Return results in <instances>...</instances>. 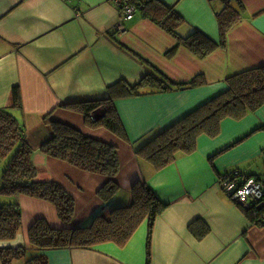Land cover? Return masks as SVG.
Segmentation results:
<instances>
[{
	"label": "crops",
	"instance_id": "1",
	"mask_svg": "<svg viewBox=\"0 0 264 264\" xmlns=\"http://www.w3.org/2000/svg\"><path fill=\"white\" fill-rule=\"evenodd\" d=\"M161 1L183 18L176 31L180 38L200 32L217 44L213 53L198 58L140 12L124 20L114 0H0V109H9L23 128L39 180L58 183L75 199L70 227L88 226L114 207L130 205L139 181L169 204L151 234L145 221L124 248L104 243L91 249L48 250L43 252L47 264H148L149 240L150 264H264V221L256 222L222 185L234 173L240 181L264 178V105L244 117L223 119L216 137L201 135L195 151L179 153L161 169L136 153L157 134L204 113L201 108L227 91L229 77L264 67V0L230 1L240 20L224 38L219 15L225 1ZM149 73L164 77L172 87H143L128 95L126 89ZM15 88L21 108L14 107ZM107 98L114 101L126 142L104 128H91L84 114L66 107ZM46 117L117 147L119 190L106 206L98 192L107 177L41 151L54 136ZM5 202L20 205L22 226L14 239L0 241V248L27 249L24 259L11 264H27L39 254L29 241L37 220L56 229L67 226L44 200L0 197V204Z\"/></svg>",
	"mask_w": 264,
	"mask_h": 264
},
{
	"label": "trees",
	"instance_id": "2",
	"mask_svg": "<svg viewBox=\"0 0 264 264\" xmlns=\"http://www.w3.org/2000/svg\"><path fill=\"white\" fill-rule=\"evenodd\" d=\"M223 1L225 8L219 15V24L224 38L228 29L240 20V12L231 5L232 0ZM124 4L135 7L136 12L177 38L198 58L209 56L217 48L216 43L200 32H196L188 40L180 38L176 31L183 18L161 0H121L118 8L121 10ZM227 80V91L201 108L204 113L193 114L194 117L189 116L157 134L138 148L136 153L156 169H161L173 162L179 153L195 151L201 135L216 137L223 119L244 117L264 105V67L234 74ZM143 87L166 91L172 86L164 77L149 73L139 85L126 89L127 94L136 95ZM14 107L21 108L18 88L14 89ZM66 107L84 114L91 128H104L122 141H128L112 98L68 104ZM99 111L102 112L100 117L94 118L93 114ZM45 120L47 121V117ZM48 124L53 127L54 136L42 145L41 151L82 171L107 177L108 182L98 192L106 206L119 190L116 178L121 170V162L117 147L88 137L71 126L50 121ZM32 155L33 150L25 142L24 131L17 118L9 109H0V159L7 160L1 177L0 197L25 195L49 202L55 206L59 218L67 225L56 229L44 220H37L29 231V241L31 248L39 254L27 261V264H47V257L43 252L53 249H91L104 243H114L124 248L145 221H148L151 234L155 221L169 205L157 196L147 182L139 181L132 189L133 200L130 205L114 207L109 216H97L88 226L72 228L70 225L76 213L75 199L58 183L39 180ZM256 179L264 181L263 177ZM245 211L256 222H263L262 211ZM21 226L20 205L13 202L1 203L0 241L14 239ZM26 254L25 247L0 248L3 264L24 259Z\"/></svg>",
	"mask_w": 264,
	"mask_h": 264
},
{
	"label": "built area",
	"instance_id": "3",
	"mask_svg": "<svg viewBox=\"0 0 264 264\" xmlns=\"http://www.w3.org/2000/svg\"><path fill=\"white\" fill-rule=\"evenodd\" d=\"M115 4L120 7L121 0H114ZM122 18L130 20L136 13L135 7L130 4H124L121 7ZM119 31L125 33V27L119 25ZM225 193L241 206L244 210H259L262 211L264 221V181L256 178H248L245 181H240L239 174L234 173L231 176H226L222 182ZM262 222L257 220V222Z\"/></svg>",
	"mask_w": 264,
	"mask_h": 264
},
{
	"label": "rangeland",
	"instance_id": "4",
	"mask_svg": "<svg viewBox=\"0 0 264 264\" xmlns=\"http://www.w3.org/2000/svg\"><path fill=\"white\" fill-rule=\"evenodd\" d=\"M5 165H6V161L3 159H0V179L2 177V173H3V170L5 168Z\"/></svg>",
	"mask_w": 264,
	"mask_h": 264
}]
</instances>
